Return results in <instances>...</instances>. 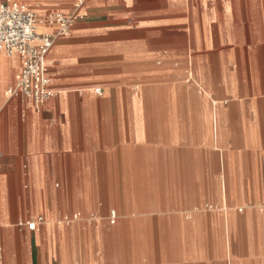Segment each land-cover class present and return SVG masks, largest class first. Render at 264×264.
<instances>
[{
	"label": "crops",
	"instance_id": "crops-1",
	"mask_svg": "<svg viewBox=\"0 0 264 264\" xmlns=\"http://www.w3.org/2000/svg\"><path fill=\"white\" fill-rule=\"evenodd\" d=\"M7 1L77 20L39 111L0 53V264H264V0Z\"/></svg>",
	"mask_w": 264,
	"mask_h": 264
},
{
	"label": "built area",
	"instance_id": "built-area-1",
	"mask_svg": "<svg viewBox=\"0 0 264 264\" xmlns=\"http://www.w3.org/2000/svg\"><path fill=\"white\" fill-rule=\"evenodd\" d=\"M76 20L77 15L61 14L40 19L26 5L11 1L0 2V53L9 57L18 56L21 60L15 86L8 91L10 98H20L26 107L39 111L56 96L51 89L47 56L57 38L69 35ZM42 23L57 25L59 32L56 35L41 34L38 30ZM100 92L101 90H96V93ZM43 222L44 218L39 217L22 225L35 230ZM111 223H114V218Z\"/></svg>",
	"mask_w": 264,
	"mask_h": 264
}]
</instances>
